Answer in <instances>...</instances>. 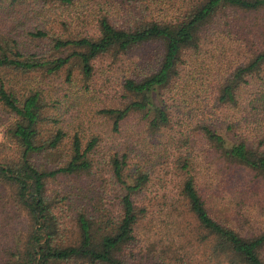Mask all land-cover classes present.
<instances>
[{"label":"trees","instance_id":"trees-1","mask_svg":"<svg viewBox=\"0 0 264 264\" xmlns=\"http://www.w3.org/2000/svg\"><path fill=\"white\" fill-rule=\"evenodd\" d=\"M125 4L136 10L117 19ZM3 11L9 28L0 32V127L6 130L0 196L8 190L28 221L11 264H134L124 251L134 246L170 178L202 231L198 239L211 244L220 264H264V229L243 234L231 205L204 189L198 176L204 156L215 152L217 162L264 182V44L208 83L198 57L211 29L264 13V0H0ZM144 47L151 50L118 83V105L97 110L116 133L136 114L140 132L112 144L97 170L100 136L90 135L75 114L79 103L57 112L62 100L51 83L64 75L87 96L99 59L117 63ZM89 175L87 189L61 199L62 192H48L53 179ZM110 192L118 200L108 206ZM62 207L75 211L73 227L64 226Z\"/></svg>","mask_w":264,"mask_h":264},{"label":"rangeland","instance_id":"rangeland-1","mask_svg":"<svg viewBox=\"0 0 264 264\" xmlns=\"http://www.w3.org/2000/svg\"><path fill=\"white\" fill-rule=\"evenodd\" d=\"M112 0H94V2L106 3ZM160 1V0H158ZM169 4H175L178 0H163ZM99 7L96 5V10ZM136 9L132 5H123L116 13L117 19L130 15ZM8 12H0V32L8 26ZM7 21V22H6ZM21 29H26L22 28ZM221 31H209L198 57L201 60V80L213 82L223 73L233 67L248 61L251 54L264 44V13L242 14L236 23L227 22L220 27ZM37 44V43H35ZM151 48H141L133 54L121 58L117 63L110 57H103L96 62V76L92 85V94L83 95L81 85L68 86L65 76L62 75L51 83L55 95H59V110L62 112L70 109L71 105L79 103L81 106L75 110V114L84 117L86 130L89 134L99 135L101 143L95 152V159L99 163L100 170L104 168L107 154L111 152L112 144L124 143L133 134L140 132L141 120L135 114L132 115L122 127V133L111 131V122L100 115L97 110L105 105H118L117 97H114L118 89L120 79L127 75L133 60L146 55ZM196 58V55H195ZM25 80V79H23ZM66 94L69 97H66ZM6 130L0 127V142L4 140ZM200 155L201 152L199 151ZM205 153H203L204 156ZM203 168L200 164L199 182L204 189L216 196L219 201L229 203L237 215L236 225L243 234H256L264 229V182L261 178L249 170L241 167L217 162L215 152L204 156ZM201 161V160H200ZM101 170V171H102ZM96 175L93 176L95 178ZM90 176L58 177L49 181L48 192L58 195V199L70 193L87 189L90 184ZM100 178H98L99 180ZM101 180L92 186H99ZM102 186V185H100ZM155 186L150 189L154 190ZM91 189V188H90ZM96 192L99 191L96 189ZM150 190L147 195H150ZM0 196V264H11V253L17 245L18 238L28 229L27 217L19 212L10 203V192L6 190ZM98 195V194H97ZM155 197V193H153ZM118 200L114 193L104 198L106 205ZM65 203V202H63ZM157 203L151 215L142 221L137 229V241L134 246L124 253L134 264H156L162 260H179L177 264H220L213 253L210 243L200 241V233L197 229L193 215L188 211L184 199L178 192L177 183L170 178L165 189L159 193V197L152 200ZM64 226L73 227L75 211L62 207ZM71 233H75L73 228ZM179 256L178 258H176ZM60 264H102L92 263L85 259H77Z\"/></svg>","mask_w":264,"mask_h":264}]
</instances>
